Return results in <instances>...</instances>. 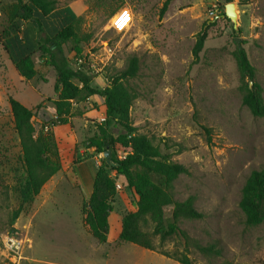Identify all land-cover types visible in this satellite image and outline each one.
Instances as JSON below:
<instances>
[{
  "label": "rangeland",
  "instance_id": "obj_1",
  "mask_svg": "<svg viewBox=\"0 0 264 264\" xmlns=\"http://www.w3.org/2000/svg\"><path fill=\"white\" fill-rule=\"evenodd\" d=\"M0 2V264H176L158 252L172 256L187 252L193 264H264V223L246 226L239 207L246 179L264 169V117H254L243 105L241 86L248 79H243L235 60L237 49L243 47L256 69L264 99V0L233 1L238 32L223 17L224 0H173L164 15L160 12L165 0H58L60 6L72 5L81 18L78 37L90 36L79 45L78 55L74 43L63 45L73 69L89 71L96 85L106 87L130 56L139 58L138 76L127 83L137 93L130 109L135 134L148 137L172 162L189 170L175 182V199L194 196L195 207L204 217L182 220L179 226L201 245L214 243L222 252L208 258L192 243L188 246L174 237L163 245L156 239L158 252L146 255L127 243L121 260L112 262V257L109 263L83 227L82 209L89 202L98 169L109 166L93 140H101L103 131L114 139L124 131L99 122L106 107L95 96L74 101L67 123H58L54 105L47 101L57 98V72L52 66L44 68L50 56L39 51L41 35H55L57 21L54 17L40 20L42 34L37 22L30 23L25 39L16 34L7 43L12 55L34 53L43 66L37 77L27 81L19 78L3 46L16 2ZM124 13L126 20L121 19ZM204 29L207 38L196 59L193 50ZM10 97L34 110L36 130L52 132L58 146L61 170L36 197L22 195L26 173ZM130 152L125 144H115L118 160ZM110 174L121 186L112 213L135 212L138 196L115 172ZM170 220L171 207L166 210V223ZM144 226L152 229L151 222Z\"/></svg>",
  "mask_w": 264,
  "mask_h": 264
},
{
  "label": "trees",
  "instance_id": "obj_2",
  "mask_svg": "<svg viewBox=\"0 0 264 264\" xmlns=\"http://www.w3.org/2000/svg\"><path fill=\"white\" fill-rule=\"evenodd\" d=\"M17 10L8 26L9 38L4 41V48L10 57L17 73L30 81L37 75L35 54L30 53L20 59H14L7 43L13 35L28 21L54 17L58 24V32L47 37L39 50L50 56L48 64L57 72L58 81L54 85L57 99L52 102L55 117L59 124H66L70 116L74 101H85L90 97H100L105 103L107 116L106 124H114L124 131L116 139L107 131H103L101 140H93L97 152L112 153V165L100 167L95 174L93 192L89 202L82 209L83 227L89 235L100 244L107 243L109 234V216L113 212L112 201L117 194L116 182L110 170L121 177L129 190L138 196L137 210L121 217L122 231L118 241L131 243L141 248L158 252L155 240L163 245L174 237H180L186 244L194 246L203 256L212 258L221 256V249L217 244L201 245L189 237L180 228L182 220H198L204 217L195 207V197L189 196L183 201L175 199L174 185L181 175H188L189 170L182 164L172 162L170 156L163 154L154 142L144 135L135 134L132 126L130 109L137 98V93L127 83L138 76L140 60L132 55L127 59L124 69L119 70L106 87L98 86L93 81L90 72H82L71 67L65 56L63 45L74 43L73 52L81 53L79 45L89 41L90 36L78 37L81 18L73 13L68 5L60 6L58 0H14ZM173 0H165L161 8V15L168 10ZM227 3L234 0H224ZM119 11V10H118ZM115 12L112 18L118 13ZM229 20V19H228ZM207 30L204 29L198 37L193 55L196 59L204 48ZM8 41V42H6ZM238 70L243 79L241 86L242 103L254 117H264L263 89L256 82V69L251 64L247 52L239 47L235 53ZM77 80L80 85H77ZM252 82V86H250ZM15 133L17 134L22 152V164L26 173V184L23 197H36L43 186L61 170L58 146L52 132L37 131L34 110L26 107L13 97L9 98ZM41 107V104L37 106ZM206 132L208 130L204 128ZM123 143L131 152L122 160L115 157V144ZM105 160V159H104ZM171 207V220L166 223V210ZM239 207L248 227H258L264 223V169L253 171L242 189ZM21 209L17 210V218ZM151 222L152 229L146 230L145 224ZM144 224V225H143ZM159 254L172 259L179 264H193L187 255L172 256L166 252Z\"/></svg>",
  "mask_w": 264,
  "mask_h": 264
},
{
  "label": "crops",
  "instance_id": "obj_3",
  "mask_svg": "<svg viewBox=\"0 0 264 264\" xmlns=\"http://www.w3.org/2000/svg\"><path fill=\"white\" fill-rule=\"evenodd\" d=\"M71 9H73V11H75L76 12V10H75V8L72 6V5H68ZM77 13V12H76ZM40 20H42V18L40 19ZM37 22V21H36ZM35 21H28V22H25V24L22 26V28H21V30L17 33V36L19 37V38H21V39H25L26 38V34H25V31H26V29H27V25H29L30 23H36ZM36 25H37V28H38V33H40V34H42V26H41V24L39 23V22H37L36 23ZM22 35V36H21ZM42 37H43V40H45L47 37H49V36H44L43 34L41 35ZM40 37V36H39ZM6 42H8V41H6ZM40 51V50H39ZM11 53H12V51H11ZM35 56H36V54H35ZM12 57L14 58V59H20V58H22V57H24L23 55H22V53H20V52H18V51H15V56L14 55H12ZM40 62H41V60H40ZM11 64H12V62H11ZM13 67H14V65H13ZM41 67H43L42 65H40V63H38V61H36V71H37V75H36V77L38 76V74H39V71H38V69L39 68H41ZM15 68V67H14ZM45 69H51V66L49 65L48 67H44ZM48 70V71H49ZM19 78H21V79H24L23 77H21L20 75H19ZM57 93H56V97H57ZM94 97V96H93ZM90 98H92V97H90ZM57 99V98H56ZM122 179V178H121ZM51 181V180H50ZM49 181V182H50ZM122 181H124L123 179H122ZM93 183H94V179H93ZM47 184V183H46ZM92 191H93V187H90V193L92 194ZM121 217H122V215L120 214V212L119 211H117V212H115L114 214L113 213H111V215L109 216V234H108V239H107V243H105V244H100V243H98L95 239V241H96V249H98V250H96L97 252H100V256L101 257H104V258H108V260L106 261V263H109L110 262V260L112 259V257H113V259L111 260L112 262H114V260H115V262H118L119 260H121V253H122V250L124 249V245H126L127 243H122V244H120V245H116L117 244V242H118V238H119V235H120V233H121V231H122V223H121ZM128 245V244H127ZM131 245H134V244H130V246L129 247H135L134 248V250L135 249H142L141 251H142V253H143V255H146L147 253H151V252H153V251H150V250H147V249H144V248H141V247H139V246H136V245H134V246H131ZM106 247H110V248H112L113 249V251L109 254V253H106ZM136 247H138V248H136ZM95 251V252H96ZM138 251H140V250H138ZM122 254H124V253H122ZM95 260H96V254H94V255H92V257H91V263H93V262H95ZM176 264H179L178 262H176Z\"/></svg>",
  "mask_w": 264,
  "mask_h": 264
},
{
  "label": "water",
  "instance_id": "obj_4",
  "mask_svg": "<svg viewBox=\"0 0 264 264\" xmlns=\"http://www.w3.org/2000/svg\"><path fill=\"white\" fill-rule=\"evenodd\" d=\"M223 17H226L233 23V28L236 32H238V26H237V20H238V13H237V8L236 5L233 2L227 3L225 5V14ZM238 46H239V41H236ZM252 82H250V86H252ZM104 157L106 159L107 164L112 165V153L111 151L107 150L104 152Z\"/></svg>",
  "mask_w": 264,
  "mask_h": 264
},
{
  "label": "built area",
  "instance_id": "obj_5",
  "mask_svg": "<svg viewBox=\"0 0 264 264\" xmlns=\"http://www.w3.org/2000/svg\"><path fill=\"white\" fill-rule=\"evenodd\" d=\"M0 8H1V2H0ZM106 121H107V116H106V112L104 110V113H100L99 122L100 123H105ZM120 188H121V186L119 184H116V190L118 191V190H120Z\"/></svg>",
  "mask_w": 264,
  "mask_h": 264
},
{
  "label": "snow or ice",
  "instance_id": "obj_6",
  "mask_svg": "<svg viewBox=\"0 0 264 264\" xmlns=\"http://www.w3.org/2000/svg\"><path fill=\"white\" fill-rule=\"evenodd\" d=\"M128 17V14L127 13H124L123 16L121 17L122 20H126ZM119 23V22H118Z\"/></svg>",
  "mask_w": 264,
  "mask_h": 264
}]
</instances>
